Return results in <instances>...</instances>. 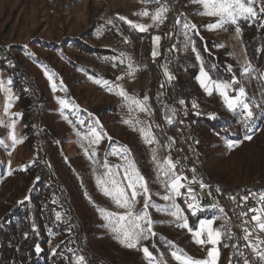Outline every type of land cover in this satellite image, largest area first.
Masks as SVG:
<instances>
[{
    "label": "rangeland",
    "instance_id": "obj_1",
    "mask_svg": "<svg viewBox=\"0 0 264 264\" xmlns=\"http://www.w3.org/2000/svg\"><path fill=\"white\" fill-rule=\"evenodd\" d=\"M119 2H111V4L109 0H0V36L7 45H13L12 51L19 52L36 83L46 93V104L43 106L45 107L44 118L53 126L60 128V134L65 133L69 169L72 168L78 174H87L88 183H91L92 189L96 190L98 199L105 206L104 209L125 211L117 209L110 197L102 193L96 177L102 176L106 171L104 167L106 155L110 166L122 163L120 156L113 153L122 152L124 150L122 146H126L140 173L148 182L151 194L148 211L154 221V233L168 238L175 245V251L181 255L190 256L196 260L204 259L207 257L208 250L195 242L193 234L188 229L179 226L182 221L177 220L170 213L157 211L155 207L169 203L161 198L166 194V190L157 178V165L152 158L153 149H156L155 155L158 158L157 143L147 144L139 131L140 127L151 126V131L155 135V129L159 124L150 97L152 76L144 72L146 68L140 56L142 47L138 48L137 44L124 32L120 21L113 16L114 7H123L122 0ZM150 2L153 4L150 9H147L149 16H142L141 20L142 24L152 25L149 30L153 32L144 33L149 38L150 54L153 59L159 58L161 53L160 46L154 44L153 37L158 35L156 32L164 33L171 27L172 48L176 58L187 57L194 66H198L196 37L202 36L205 39L212 37L216 42L213 52L215 54L226 52L228 58L240 67V73H238L230 64H226L227 71L232 74L230 80L238 79L245 88V99L252 107L253 118L245 121L237 111L232 112L227 109L223 97L218 92L214 91L212 95L204 92V101L213 110L209 120L218 124L217 127L220 130L217 131L213 123L209 125L205 120L207 118L200 119V122L204 123L195 131L194 136L189 138L195 158L199 161L204 173L209 178L232 187L264 186V117L257 114V110L263 106L251 94L253 82H257L258 86L264 89V72H255L251 67L252 71L249 74L243 73V68L249 62L240 32L238 29L228 32L227 26L231 23L222 28L209 30L206 25L216 22L219 18L203 14V5L193 0H182L184 13L174 15L163 0ZM252 6L257 10L256 17L264 14L259 11L260 7L264 6V0H256ZM157 10H160L165 17L163 23L158 25L153 24L152 21V16ZM119 12L124 15L134 12L132 15L137 18L134 8L125 6V9L121 8ZM102 16L107 18V21L101 22L98 17ZM249 18L251 19V17L239 18L236 24ZM109 20L112 21L111 24L108 23ZM186 23L194 24L196 28L185 29L183 25ZM113 24L118 25L130 40L122 39L123 43H121L117 38L111 37L108 30ZM185 32L188 33L187 37ZM188 38L191 39L192 45L186 47ZM80 39L95 47L115 48L117 52L112 55L111 60L117 65L126 66L127 73L119 74L118 80L111 81L106 77L107 70L111 66L108 61L106 63V57L96 53L81 54L78 46L74 45V42H80L78 41ZM193 46L195 52L192 50ZM154 48L159 52L156 57L152 56ZM129 63L132 64L131 69H129ZM154 71L157 69L153 70V78ZM49 76H52L51 80ZM97 79L101 83H96ZM105 80L113 86L111 91L104 86ZM230 80L222 82H230ZM8 81L6 71L0 67V82H2L0 130L6 132L5 137L0 139L3 140V143H0V164L10 169L11 166L14 168L18 164L14 158L21 151L23 132L22 124L17 123L19 120H15V114L18 117V112L15 111L16 103L12 96V86ZM69 81H76V83L71 85L72 95L66 96V92L69 91L67 90ZM53 83L56 87H53ZM117 84L121 85L129 95L141 100L144 96H148V107L151 111H130L125 99L117 94V89L114 87ZM229 94L234 95L231 92ZM249 94L252 98L250 102L247 101ZM59 98H66L70 103L74 101L78 107L61 111ZM6 108L7 111H5ZM80 120H83L84 124H80ZM125 120H132L133 123L126 124ZM137 120L141 123H136ZM92 127L103 137L98 145H90L88 140L83 139L84 136H90ZM13 131L18 141L15 145L11 141ZM247 136H251V139H246ZM229 144L233 146L229 147ZM85 148L88 149L87 154L84 151ZM93 151L96 155L90 160L89 156ZM18 166H22V163ZM60 167L63 170L66 169L62 165ZM65 171L72 177L70 171ZM119 171L123 179L122 170ZM71 179L73 180V177ZM144 201L143 195L137 197L135 211L143 208ZM176 203L183 209L187 219L188 215L196 216L186 211L180 197L177 198ZM204 218L214 219V228L222 232L221 240L216 246L218 248L217 264H235L237 247L233 237L229 238L233 231L230 221L223 212L215 208H209L204 213L202 219ZM104 221L107 223L105 219ZM197 227L198 225L192 228L195 230ZM136 248L138 251V247ZM140 252L144 258L148 259L142 249ZM172 259L174 264H180L173 256ZM149 263L151 264L150 261Z\"/></svg>",
    "mask_w": 264,
    "mask_h": 264
},
{
    "label": "trees",
    "instance_id": "obj_2",
    "mask_svg": "<svg viewBox=\"0 0 264 264\" xmlns=\"http://www.w3.org/2000/svg\"><path fill=\"white\" fill-rule=\"evenodd\" d=\"M119 23L138 48L142 47L140 56L146 68L144 72L152 76L150 97L159 123L155 129L157 155L158 159L164 160L169 157L171 142L166 130L173 127L165 119L166 115H171L170 109L176 108L177 116L181 99L185 104L193 101L206 104L204 91L197 80L200 61L198 66H194L187 57L176 58L174 79L166 80L163 87L154 90L152 70L159 69L161 58L151 57L146 33L131 30L128 25ZM235 29L241 34L253 71L264 72V14L227 26L228 32ZM78 41L74 45L78 46L81 54L105 56L106 63L115 54L110 48L95 47L82 39ZM195 42L203 66L213 80L231 79L232 74L227 71L226 64L240 73V67L228 58L226 52H213L216 42L212 37L205 39L197 36ZM11 49L13 45H7L0 36V67L11 81L15 111L18 112L15 120L22 124L23 132L21 151L14 158L22 166L16 164L14 168L11 166L7 169L0 164V264H75L80 255L85 256V264H150L149 259L140 252L144 246L149 248L157 262L174 264L171 254L176 247L163 235L155 233L149 239L142 240L137 245V251L136 247L128 248L121 243L117 234L105 226L107 223L100 211L105 206L98 199L96 190L92 189V184L88 183L87 174H78L71 167L69 169L65 133L60 134V128L44 118L46 93L36 83L19 52ZM73 83L76 81L67 82L69 91L66 96L72 93ZM261 89L257 82L252 83L251 94L263 106L257 110V114L264 117V89ZM251 100L249 94L247 101ZM191 115L195 134L204 123L200 119L204 118ZM209 119H205L209 125L215 124ZM217 125L214 128L220 131ZM5 133L0 130V139L5 137ZM192 151L195 157L193 147ZM197 163L201 167L199 161ZM61 165L71 172L73 180L61 169ZM206 211L194 217L188 215L189 224L196 228ZM57 213L61 216L60 220L56 219ZM230 234L232 236L229 238L233 237L238 251V236L234 230Z\"/></svg>",
    "mask_w": 264,
    "mask_h": 264
},
{
    "label": "snow or ice",
    "instance_id": "obj_3",
    "mask_svg": "<svg viewBox=\"0 0 264 264\" xmlns=\"http://www.w3.org/2000/svg\"><path fill=\"white\" fill-rule=\"evenodd\" d=\"M193 2L201 3L203 5V14L210 17L219 18L216 22L206 25L209 30L222 28L228 23L236 24L239 18H255L257 16V10L252 6L255 4L256 0H247V2H245V0H193ZM259 11L264 13V6L260 7ZM138 15L147 17L149 16V11L145 9L144 11L138 13ZM118 18L121 20H127V18L123 16ZM164 19L165 17L160 10H157L152 16L153 24L158 25L159 23H163ZM108 23L111 24L112 21L109 20ZM127 23L137 28L141 32H146L150 27H152V25L134 23L131 20H127ZM183 27L185 29H195L196 25H189L186 23L183 25ZM185 36H188L187 32H185ZM160 40L161 36L159 35L153 37V42L156 45H159ZM189 45H192L190 38L187 39L186 47ZM192 50L194 52L196 51L194 46L192 47ZM158 55L159 52L156 50V48H154L152 51V56L156 57ZM196 59L200 61V69L197 80L203 90L208 95H212L214 91L218 92L223 97V101L227 109L232 112L239 110L240 115L245 121L250 120L253 117V111L251 105L246 102L245 88L241 86L237 95H230V90L235 91V89H233L232 83L213 80L210 77L209 72L205 70L203 66V59L200 57L198 52L196 53ZM131 68L132 64L129 63V69ZM163 71L169 81L174 79V76L170 73L166 65L164 66ZM251 71L252 68L250 64L243 68L244 74H249ZM48 78L51 80L52 76H49ZM8 83L10 84L11 81L9 80ZM96 83L99 84L101 81L97 79ZM103 83L104 86L108 87L110 91L112 90L113 86L109 81L105 80ZM236 83H239V81H236ZM0 86H2V82H0ZM53 87H56L55 83H53ZM114 87L117 89V94L125 99L130 111H151V109L148 107V96H144L141 100L135 96L129 95L127 91L119 84L115 85ZM59 104L61 106V111L64 109H74L78 107L74 101L70 103L66 98H59ZM179 104L184 105L185 101L181 99ZM192 107H197L195 102L192 103ZM5 111H7V108ZM170 112L171 115H166L165 119L169 125H172L175 122L177 109L171 108ZM184 114L186 115L187 112L185 111ZM197 115H199V113H197ZM124 122L126 124L133 123L132 120H125ZM69 123H71V121H69ZM79 123L84 124V121L80 120ZM136 123L141 122L137 120ZM14 126L15 125L13 123V129ZM157 127H159V125H157ZM139 131L141 132L147 144H153L154 142L158 143L155 135L151 131V126H148L147 128L140 127ZM77 134L79 135V132ZM83 139L88 140L90 145H98L103 137L99 132L96 131L94 127H92L90 129V136H84ZM246 139H251V136H247ZM11 141L13 145L18 142L14 131L11 135ZM0 143H3V140H0ZM232 146V144H229V147ZM122 147L124 148L122 152L113 153L120 156L122 163L110 166L107 163L106 155L104 163L106 171L102 176L98 175L96 177V182L100 186L102 193L105 196L110 197L117 209L125 210L123 212H118L101 208V213H104L102 218L107 221L105 226L109 227L111 231L117 234V238L120 239L121 243L125 244L128 248H135L142 240H147L150 236L155 235L153 231L154 221L151 219L150 213L148 211L151 201V194L149 192L146 178L140 173L134 159L131 158L130 150H128L126 146ZM84 151L86 154L88 153L87 148H85ZM155 152L156 149H153L154 155L152 158L157 165V178L162 187L166 190V194H164L161 198L164 201L169 202L162 206L156 205V210L170 213L171 216L175 217L179 221H182L179 226L188 229V231L193 234L196 243L200 245L210 244L213 246L208 250L207 257L204 259L196 260L190 256L181 255L177 251L172 252L171 255L175 258V260L179 261L180 264H217L218 248L216 246L221 240V230L214 228V219L212 218L200 219L198 227L195 230L189 225L188 219L184 215L183 209L179 204L176 203L177 198H184L186 206L191 211L192 215H196L198 211H202L203 209L200 208L198 203H188L189 199L196 201V195L194 194L191 187L187 188L186 193L181 192V189L186 187V184L182 181H187L188 178L182 174H177L175 171L177 164H179V160L173 162L169 156L161 162L156 157ZM95 155L96 153L93 151L89 156V159L92 160ZM119 170H122L123 179H121V171ZM200 187L203 188L204 185L201 184ZM141 195L145 197L143 208L139 211H135L137 197ZM157 195H159V193H157ZM243 199L247 200L248 198L244 197ZM260 199L264 200V195H261ZM249 211L258 213L251 217V220L255 222L253 231L258 229L259 232H264V208L249 209ZM241 215L243 216L246 214L242 213ZM56 219H61L59 213H57ZM244 223L247 224L248 221H244ZM245 233L244 239L248 241L247 246L251 248L257 258L264 260V249L261 248V245H264V240L257 237L255 243H253V241L249 239L251 232H249L247 228L245 229ZM26 235L27 234H25V236ZM39 250V246H37V251ZM142 251L148 257L151 264H163V262H157L155 260L153 254L149 251L147 246H144ZM75 264H85V256H78L76 258ZM245 264H248L247 260H245Z\"/></svg>",
    "mask_w": 264,
    "mask_h": 264
},
{
    "label": "built area",
    "instance_id": "obj_4",
    "mask_svg": "<svg viewBox=\"0 0 264 264\" xmlns=\"http://www.w3.org/2000/svg\"><path fill=\"white\" fill-rule=\"evenodd\" d=\"M171 9L172 15L177 9H180L178 6V0H163ZM171 27L164 33L156 32L159 36H161V40L159 43L160 46V58L161 64L154 75V90H158L162 87V85L166 82V77L164 74V66L166 65L170 73L173 75L171 71V59H172V50H171ZM108 34L111 37H115L123 43L122 39H120V34L115 32L110 25ZM127 73V67L123 64H118L117 68L112 65L107 70V78L111 81H115L119 79V74L125 75ZM239 81L234 78L230 80L232 83L233 89L235 91L230 92L234 95L238 94V90L241 87V84L236 83ZM195 102L197 107L193 108L192 103ZM189 104H184L180 106V112L175 118V122L173 123V127L167 128L166 133L170 138V148H169V156L175 161L179 160V164L176 166L177 174H182L187 177V181H182L186 184V187L181 189L182 193L187 192V188L191 187L193 189L194 194L196 195V201L188 200V203H198L200 207L212 206L213 203H220L222 206L226 208L230 215V223L233 230L236 232L238 236V251L235 264H245V260H247L248 264H264V260L259 259L255 256L254 252L249 248L248 241L244 239L245 229L247 228L251 235L249 237L250 240L255 243L256 238L264 240V232H259V230L253 231L255 227V222L251 220L253 215L258 214L257 212L249 211V209H260L264 208V200H261V195H264V186L256 185V186H238V188H230L227 186H223V184L215 183L210 181V189H202L199 184H196V177L203 176L201 170L199 169V164L197 163L192 147L190 144L189 138L194 136V133L189 128V120L186 119V112H195L196 114H212V107L210 105H202L201 102L193 101ZM240 113L239 110H237ZM182 121V123H181ZM194 169V171H193ZM247 197L248 199H243ZM231 199H238V206H231ZM242 213L246 215H241ZM244 221H248L247 224ZM203 249L209 250L212 245H202ZM261 248L264 249V245H261Z\"/></svg>",
    "mask_w": 264,
    "mask_h": 264
},
{
    "label": "bare ground",
    "instance_id": "obj_5",
    "mask_svg": "<svg viewBox=\"0 0 264 264\" xmlns=\"http://www.w3.org/2000/svg\"><path fill=\"white\" fill-rule=\"evenodd\" d=\"M178 6L180 7V9H177L175 13H181L183 14L184 13V6H183V2L182 0H178ZM112 29L117 32L118 34H120V38L123 39V40H127V35L121 30V28L118 26V25H115L113 24L112 25ZM129 40V39H128ZM171 40H172V32H171ZM171 50H172V59H171V71L173 73V75H175L176 71H175V60H176V55L173 51V48H172V43H171ZM153 71V70H152ZM156 72L157 71H154V75H156ZM239 84H241V82L239 81ZM242 86V84H241ZM208 104V103H207ZM206 104V105H207ZM202 105H205V104H202ZM191 114H194V116L196 117H200V118H210L212 115L211 114H201V115H197L195 112H187L186 114V119L189 120V128L190 130H192V128L194 127L193 126V118H191ZM240 114V113H239ZM191 115V116H190ZM194 123H195V120H194ZM194 131V129H193ZM173 160V162H175V159L171 158ZM199 169L201 170V173L203 176H197L196 177V184H203L204 187L202 189H210V181L211 182H215V183H220V184H223V186H227V187H230V188H238V187H232V186H228L224 183H222L221 181H217V180H214V179H211L209 178L203 171V169L199 166ZM180 200L181 202L184 204V206L187 208L186 206V203H185V200L183 197H180ZM231 206H238V199H231ZM201 209H203L202 211H198L197 214L201 213V212H204L206 210H208L209 208H215L221 212H223L226 216V218L230 221V215H229V212L226 210V208L224 206H222V204L220 203H213L212 206H207V207H200ZM188 209V208H187ZM189 210V209H188ZM190 211V210H189ZM191 212V211H190Z\"/></svg>",
    "mask_w": 264,
    "mask_h": 264
},
{
    "label": "crops",
    "instance_id": "obj_6",
    "mask_svg": "<svg viewBox=\"0 0 264 264\" xmlns=\"http://www.w3.org/2000/svg\"><path fill=\"white\" fill-rule=\"evenodd\" d=\"M110 3H120L119 1L120 0H109ZM151 0H122V3H123V7H114L112 10H113V16L119 20L120 22L128 25L130 27L131 30H135V31H138V32H141L139 31L137 28L133 27L132 25H130L129 23H127V20H131L133 21L134 23H142V16L141 15H138V13L144 11L145 9H150L151 8V5L153 4L152 2H150ZM111 3V4H112ZM145 4V5H144ZM125 6L127 8H130V9H136V15H137V18L134 17V15H132V13L134 12H129L127 15H124L122 12H119V10L122 8V9H125ZM134 11V10H133ZM130 14V15H129ZM120 16H123V17H126L127 20H121L119 19L118 17ZM99 20L101 22L103 21H107V18L105 17H98ZM96 27V26H95ZM94 27V28H95ZM96 30V29H95ZM147 32L151 33L153 32V30H148ZM95 34V32H94ZM106 48H109V47H106ZM112 49L115 53L117 52V50L115 48H110ZM204 91V90H203ZM205 92V91H204Z\"/></svg>",
    "mask_w": 264,
    "mask_h": 264
},
{
    "label": "water",
    "instance_id": "obj_7",
    "mask_svg": "<svg viewBox=\"0 0 264 264\" xmlns=\"http://www.w3.org/2000/svg\"><path fill=\"white\" fill-rule=\"evenodd\" d=\"M108 62L115 68H117V64L113 62L111 59H108Z\"/></svg>",
    "mask_w": 264,
    "mask_h": 264
}]
</instances>
